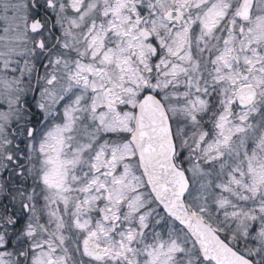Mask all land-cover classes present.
Returning a JSON list of instances; mask_svg holds the SVG:
<instances>
[{
    "label": "snow or ice",
    "instance_id": "1",
    "mask_svg": "<svg viewBox=\"0 0 264 264\" xmlns=\"http://www.w3.org/2000/svg\"><path fill=\"white\" fill-rule=\"evenodd\" d=\"M0 264H264V0H0Z\"/></svg>",
    "mask_w": 264,
    "mask_h": 264
}]
</instances>
